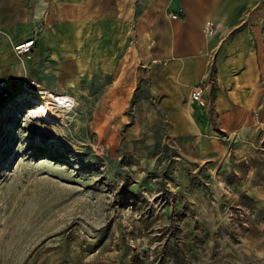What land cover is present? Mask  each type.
<instances>
[{
  "label": "rangeland",
  "instance_id": "1",
  "mask_svg": "<svg viewBox=\"0 0 264 264\" xmlns=\"http://www.w3.org/2000/svg\"><path fill=\"white\" fill-rule=\"evenodd\" d=\"M97 30L50 43L36 75L0 83V264H195L219 242L229 264H264V110L240 131L211 116V132H177L120 37L95 49ZM80 56L102 73L88 59L74 68ZM43 91L74 102L34 119Z\"/></svg>",
  "mask_w": 264,
  "mask_h": 264
},
{
  "label": "crops",
  "instance_id": "2",
  "mask_svg": "<svg viewBox=\"0 0 264 264\" xmlns=\"http://www.w3.org/2000/svg\"><path fill=\"white\" fill-rule=\"evenodd\" d=\"M207 21L216 24L213 35L206 32ZM85 27L99 29L91 31L95 49L111 43L114 52L120 43L122 60L140 64L149 80L146 92L185 124L177 132H211L212 116L219 130L222 125L231 133V125H238L236 131L253 127L263 113L264 0H0V83L36 75L34 64L50 43H66L65 37L81 42ZM30 39V52L19 57L13 46ZM82 59H88L91 73H102V61L92 56L74 59L73 67H83ZM66 73L61 70L57 78ZM126 77L124 70L116 91L124 89ZM194 87L202 89V105L189 98ZM209 244L199 248L195 264H229L226 246Z\"/></svg>",
  "mask_w": 264,
  "mask_h": 264
},
{
  "label": "bare ground",
  "instance_id": "3",
  "mask_svg": "<svg viewBox=\"0 0 264 264\" xmlns=\"http://www.w3.org/2000/svg\"><path fill=\"white\" fill-rule=\"evenodd\" d=\"M36 91L35 93L40 94ZM41 94H45L41 102L36 103V105L33 104L34 109L30 111V116L33 117L34 119L38 120H48L50 118H56L57 115L53 111V107L51 105L54 103L55 105H59L60 107H71L72 103L74 102L73 98H71L68 95H59V94H50L47 91H43ZM63 95V96H62ZM55 99V100H54ZM56 100L58 102H56ZM55 101V102H54Z\"/></svg>",
  "mask_w": 264,
  "mask_h": 264
},
{
  "label": "built area",
  "instance_id": "4",
  "mask_svg": "<svg viewBox=\"0 0 264 264\" xmlns=\"http://www.w3.org/2000/svg\"><path fill=\"white\" fill-rule=\"evenodd\" d=\"M170 17L172 18H176L177 14L176 13H171ZM216 30V24L213 21H207L206 23V32L208 35H213L215 33ZM34 40L30 39L28 41L22 42V43H18L15 44L13 46V50L14 52L20 57L23 55H26L30 52V49L33 45ZM189 98L192 102H201L203 99V94H202V89L200 87H194L190 90L189 92ZM55 100V99H54ZM55 102V101H54ZM56 102H58L56 100Z\"/></svg>",
  "mask_w": 264,
  "mask_h": 264
},
{
  "label": "trees",
  "instance_id": "5",
  "mask_svg": "<svg viewBox=\"0 0 264 264\" xmlns=\"http://www.w3.org/2000/svg\"><path fill=\"white\" fill-rule=\"evenodd\" d=\"M177 264H188V263H186V262L182 261L181 263H177Z\"/></svg>",
  "mask_w": 264,
  "mask_h": 264
}]
</instances>
